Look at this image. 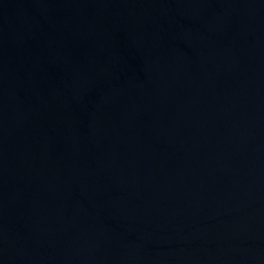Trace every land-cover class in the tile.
I'll list each match as a JSON object with an SVG mask.
<instances>
[{"label": "water", "instance_id": "1", "mask_svg": "<svg viewBox=\"0 0 264 264\" xmlns=\"http://www.w3.org/2000/svg\"><path fill=\"white\" fill-rule=\"evenodd\" d=\"M0 264H264V0H0Z\"/></svg>", "mask_w": 264, "mask_h": 264}]
</instances>
